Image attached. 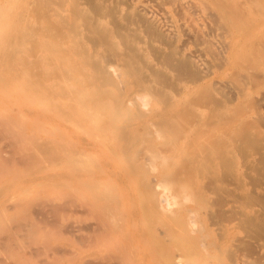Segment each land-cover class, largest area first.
I'll list each match as a JSON object with an SVG mask.
<instances>
[{
    "label": "bare ground",
    "instance_id": "bare-ground-1",
    "mask_svg": "<svg viewBox=\"0 0 264 264\" xmlns=\"http://www.w3.org/2000/svg\"><path fill=\"white\" fill-rule=\"evenodd\" d=\"M88 72H93V75L86 76ZM127 74H131L141 87L135 95L128 96V100L120 97L117 100L120 103H137L147 107L153 97L162 93L166 96L167 91L174 92L176 89L182 92L196 88L201 93L191 98L188 108L199 105L198 109L193 108L198 111L200 106H204L203 109L210 106L214 110H211L213 115L208 113L211 120L228 118L226 121H230V127L226 123L228 130L220 142L222 150L218 146L221 154L214 152L220 158L216 159L222 163L215 165L224 168V178L216 174L215 167H212L216 170L213 175L217 176L210 174L217 180H224L219 181L224 182L223 185L226 182L230 186L232 196L229 197L244 200L242 204L245 205L246 202L253 203L250 208L257 205L255 213L245 215L243 220L249 229L254 228L256 237L262 240L260 245L263 248L260 249L264 253V0H0L1 99H8L13 93L17 97L26 94L32 103L33 99H37V105H47V108L56 110L59 105L56 102V86L59 87L60 81L54 78L65 84L75 83L62 88L63 95L72 97L73 101V98L86 97V92L92 90L85 89L90 87L96 91L92 93L95 95L98 92L96 89L104 91L115 80L127 83ZM155 77L161 78L160 86L156 85L155 91H150L153 87L150 82ZM61 96L59 99L64 101ZM91 96L88 99L102 98V95ZM84 99L79 101L87 100ZM77 100L74 101L78 103ZM99 103L98 106H90L87 102V105L99 109ZM59 107L56 111L61 110L63 113L60 114L66 116ZM86 109H82L83 113ZM188 112L185 115L189 117L191 113ZM5 113L0 112V131L3 132L12 125L6 124L10 123V116ZM87 116L83 118L87 119ZM72 120L69 118L70 124ZM14 124L18 126V123ZM5 132L8 135V131ZM155 132H158L157 129ZM12 134L15 137L18 133ZM23 136L26 137L25 134ZM11 137L6 138L9 142H3L12 144L14 141L16 144L17 137L16 140ZM37 140L32 141L34 144L30 152L21 154L14 151V159H10L15 165L13 172L12 166H8L9 151L0 148V203L20 175L41 171L51 173L53 170L55 154L52 147L46 141V144H41ZM65 152L68 153L66 148ZM69 156L66 162L72 163ZM211 156L213 154H209L208 162L212 160ZM62 160H66L65 157ZM19 170L23 175L19 174ZM218 173L222 174L221 171ZM42 182H38L40 185L31 183L20 195L12 197L8 206L0 208V264H71L72 250L64 252L56 244L57 239L70 240L72 235H68L69 230L65 228L58 233L57 227L44 223L40 214L46 208L53 211L60 182L58 180L57 184L51 180L46 186H42ZM215 182L217 184L218 181ZM158 184L163 189L170 188L164 180ZM67 188L62 193H67ZM167 190L159 193L166 206L173 203L174 196L169 193L170 189ZM185 196L192 199L189 194ZM66 197L62 199H68ZM232 201H236L238 206L237 201L240 202L238 208L248 207L239 200ZM65 202L70 205L71 200ZM59 220L56 223L63 224Z\"/></svg>",
    "mask_w": 264,
    "mask_h": 264
},
{
    "label": "rangeland",
    "instance_id": "rangeland-1",
    "mask_svg": "<svg viewBox=\"0 0 264 264\" xmlns=\"http://www.w3.org/2000/svg\"><path fill=\"white\" fill-rule=\"evenodd\" d=\"M88 75H93V72H88L86 76ZM94 75L99 76L96 73ZM54 79L60 81L59 87L56 86L59 90L56 102L65 106L57 107L62 108L66 116L61 115L63 111H56L57 107L52 110L47 108V105H37V99H33V104L26 94L17 97L13 93L8 99L0 98V112H6L5 114L10 116V123L6 124H12L10 128L7 126L8 130L5 129L9 136L5 130V133L0 131V145L3 141L9 142L7 139L10 135L11 138L14 137L13 132L18 133L13 138L16 140L17 137L16 144L14 141L12 144L3 142L9 148L5 144L0 146L1 150L10 153L8 166H12L11 172L15 167L12 164L14 161H10L11 158L14 159L13 155L19 152L25 154L30 152L29 149L32 151L33 140L38 137L42 139L37 141L40 140L41 144L49 143L48 146L52 147L55 154L51 173L41 171L33 175H23L19 170V174L23 176L18 177L9 193L2 198L0 208L8 206L11 198L20 195L28 185L43 181L41 185L46 186L51 180L65 183L67 186L63 183L54 184L57 185L58 192L54 193L57 200L53 204V211L46 208L40 214L44 223L57 227L58 233L65 231V228L69 230L68 235H72L69 236L70 240L57 239L56 244L60 245L64 252L72 250L71 264H264V253L260 249L263 248L260 245L262 240L256 237L254 228L249 229L243 220L245 215L255 213L257 205L254 204L251 210L249 206L253 203L245 201V205L242 204L244 200L229 197L230 186L226 182L223 185L224 182H221L224 180L220 179L219 182L217 177H213L217 176L213 175L217 170L216 174L224 178V168L216 166L222 164L221 160L216 159L219 157H216L214 152L218 155L217 151L222 150L223 144L221 146L220 142L225 137L226 129L230 127V121H226L228 118L225 117V120L222 117L211 120L208 113L213 115V109L210 106H205L204 109V106H200V111L194 110L198 109L199 105L192 109L187 107L191 98L201 93L200 89L167 91L166 96L162 93L153 97L152 103L147 107L137 103H120L117 101L120 97L128 100V96L135 95L141 87L131 74H127V83L118 79L107 86V89L104 88V91L94 88L98 91L95 95H102L101 104L97 98L88 99L95 91L92 87L85 89L92 91L83 90L87 98H73L77 103L72 101V97L63 95L65 92L62 89L64 85L67 87L75 83L65 84L59 78ZM160 80L161 78L157 77L152 79L150 84L153 87L150 91L156 85L160 86ZM60 95L64 97L61 96L64 101L59 99ZM95 95L91 98H95ZM93 100L97 101L96 105L100 104L99 109L90 108L95 105ZM65 108L69 113H66ZM81 108L86 109L84 113ZM188 110L191 113L189 117L185 115ZM85 113H88L87 119L83 118ZM69 118L73 119V123L70 124ZM75 119H78L76 123ZM195 119L201 122L197 123ZM14 122L18 123V128ZM156 129L161 133L157 134ZM18 130L22 131L19 133ZM29 134L32 135L31 138H36L31 140ZM18 136H21L22 140ZM27 137L30 138L31 145ZM23 139L27 140V144H23ZM26 145L30 146L27 148ZM69 153L72 163L66 162ZM209 154H213L210 162ZM62 156L66 160H62ZM41 164L44 166V162ZM20 166L24 168L23 165ZM205 166L210 171L207 169L205 172ZM220 171L222 174L218 173ZM11 176L12 174L9 175ZM160 180L168 183L169 193L174 195L171 205L166 206L160 200L159 193L167 190L158 184ZM212 181L218 182L215 184L216 182ZM64 188H67V193H62ZM187 194L192 199L184 197ZM68 195L69 197H66ZM64 196L71 200L70 205L65 202L68 199H62ZM232 199L241 201L242 205L248 206L242 207L248 208L249 211L238 208L240 202L237 201L239 206H236V201L234 203ZM35 214L40 217L39 213ZM57 217L63 224L56 223ZM60 248L58 250L62 252ZM1 258L0 255V263Z\"/></svg>",
    "mask_w": 264,
    "mask_h": 264
}]
</instances>
